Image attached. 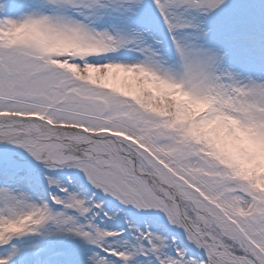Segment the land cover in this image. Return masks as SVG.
I'll return each instance as SVG.
<instances>
[{
	"label": "snow or ice",
	"instance_id": "6c2138e0",
	"mask_svg": "<svg viewBox=\"0 0 264 264\" xmlns=\"http://www.w3.org/2000/svg\"><path fill=\"white\" fill-rule=\"evenodd\" d=\"M0 264H264V0H0Z\"/></svg>",
	"mask_w": 264,
	"mask_h": 264
}]
</instances>
